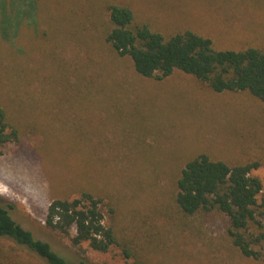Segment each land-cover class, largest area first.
Listing matches in <instances>:
<instances>
[{"label":"rangeland","instance_id":"rangeland-1","mask_svg":"<svg viewBox=\"0 0 264 264\" xmlns=\"http://www.w3.org/2000/svg\"><path fill=\"white\" fill-rule=\"evenodd\" d=\"M112 4L164 36L264 49V0H0V105L20 140L1 150L0 204L73 264H264L233 244L225 214L188 215L175 201L181 170L207 154L259 163L264 202V103L180 71L139 75L105 42ZM83 193L114 231L107 252L45 226L53 200ZM3 246L0 264H46Z\"/></svg>","mask_w":264,"mask_h":264},{"label":"trees","instance_id":"trees-1","mask_svg":"<svg viewBox=\"0 0 264 264\" xmlns=\"http://www.w3.org/2000/svg\"><path fill=\"white\" fill-rule=\"evenodd\" d=\"M109 10L111 26L105 42L119 56L129 58L139 75L163 80L180 71L216 93L248 92L264 103V49L216 50L209 38L191 31L164 36L145 24H136L133 11L126 6L112 4ZM11 142H20L19 131L8 122L0 105V154ZM259 166L257 162L230 165L199 154L181 170L175 201L188 215L225 214L228 234L242 255L264 260V202L259 203L263 185L251 174ZM100 203L89 193L72 201L53 200L47 208L45 226L65 236L74 229L73 246L86 243L96 251L107 252L116 239L114 231L103 223ZM11 207L0 204V249L6 251L3 244L7 242L12 246L7 251L11 256L25 250L46 264H73L17 223ZM2 254L0 250V257Z\"/></svg>","mask_w":264,"mask_h":264}]
</instances>
